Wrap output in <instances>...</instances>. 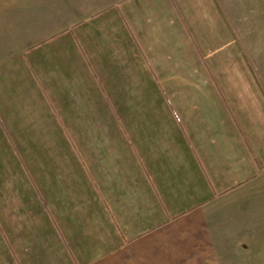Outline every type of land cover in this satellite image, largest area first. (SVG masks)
Here are the masks:
<instances>
[{
  "label": "crops",
  "instance_id": "obj_1",
  "mask_svg": "<svg viewBox=\"0 0 264 264\" xmlns=\"http://www.w3.org/2000/svg\"><path fill=\"white\" fill-rule=\"evenodd\" d=\"M0 16L28 40L0 110L18 264H264V93L215 0H2ZM117 113L140 114L133 132ZM63 123L89 130L82 163L58 150L35 183L36 130Z\"/></svg>",
  "mask_w": 264,
  "mask_h": 264
},
{
  "label": "rangeland",
  "instance_id": "obj_2",
  "mask_svg": "<svg viewBox=\"0 0 264 264\" xmlns=\"http://www.w3.org/2000/svg\"><path fill=\"white\" fill-rule=\"evenodd\" d=\"M216 5L220 9L222 15L227 21L230 31H232L237 47L249 66L251 72L256 75V79L264 93V0H215ZM0 7L2 0L0 1ZM16 10L17 7H16ZM19 27L14 23L11 25L7 21H4V17L0 16V110H13L16 111L17 106L10 101L8 97V83L6 79V61L8 58L16 57L20 48L27 44L26 39H23L26 34L18 31ZM7 55L9 57H7ZM5 60V62H4ZM76 112H82L88 117L87 121H92L98 118L99 114L91 112L89 109L73 110ZM7 113V112H6ZM10 113V112H9ZM140 114L132 113H117L113 114L111 120L114 123L120 124L126 128V134L133 132L131 128L132 122L134 123ZM146 117L150 114H144ZM10 116V115H9ZM8 119V118H7ZM75 124L63 123L59 124L61 127L60 132L64 136H60L59 130L52 127L47 130L42 126L38 127L36 134L41 138V144L36 146L34 152L37 158V166L35 163L28 164L30 169H26L24 172L31 176V179L35 183H40V178L37 177V171L41 170L46 174L52 173L53 157L61 150H65L70 156L76 155L80 163H82L83 156V133H88V129H85L82 124L81 127H73ZM1 126L7 129L9 135L15 134V131L19 128L22 129V134L26 137L33 136L31 128H28L25 124L14 123L9 118L8 121H2ZM76 126V125H75ZM129 127V128H128ZM75 129V130H74ZM79 129V130H76ZM115 131V130H114ZM82 132V134H81ZM56 134V135H55ZM47 136L56 137L52 142L49 141ZM91 136L96 138H102L105 136L104 130L91 129ZM119 137H125L124 133L118 131ZM45 142V143H44ZM70 146V147H69ZM68 149V150H67ZM69 149L71 151H69ZM67 150V151H66ZM28 163V162H27ZM14 161L9 156L4 144L0 140V212L3 213L8 206L5 202L9 200V196H4V188L7 185L10 188V181L14 180L15 172ZM38 181H35V178ZM4 179V180H3ZM7 180V181H6ZM5 181V182H4ZM13 185V184H12ZM14 187V186H13ZM15 195V194H14ZM14 195H12L14 197ZM15 198V197H14ZM15 229V228H14ZM11 234H14V238L18 237L16 231L12 229ZM15 241V240H14ZM6 242L0 238V263L2 264H18V258L14 255L13 250L5 246ZM8 244V243H7ZM15 244L22 246L23 242L16 239Z\"/></svg>",
  "mask_w": 264,
  "mask_h": 264
}]
</instances>
